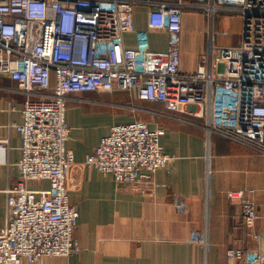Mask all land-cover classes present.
Masks as SVG:
<instances>
[{"label": "built area", "instance_id": "built-area-1", "mask_svg": "<svg viewBox=\"0 0 264 264\" xmlns=\"http://www.w3.org/2000/svg\"><path fill=\"white\" fill-rule=\"evenodd\" d=\"M139 0H0V72L28 94L18 162L21 179L6 190V225L0 231V264L36 263L81 251L75 237L79 212L70 202L69 180L76 158L67 148V99L86 91H136L141 100L162 102L169 111L203 118L218 133L264 154V0H199L211 16L228 9L241 14L237 46L215 47L196 72L181 70L184 4L148 0L150 29L169 32L168 48L155 50L149 30L136 31L137 45L124 41V17ZM163 128L140 119L112 125L85 165L114 175L120 184L144 185L167 167ZM7 141H0L5 147ZM49 181L30 188V181ZM245 225L259 218L244 189L228 191ZM205 243L204 237L196 235ZM238 264H264V255L230 249Z\"/></svg>", "mask_w": 264, "mask_h": 264}, {"label": "crops", "instance_id": "crops-1", "mask_svg": "<svg viewBox=\"0 0 264 264\" xmlns=\"http://www.w3.org/2000/svg\"><path fill=\"white\" fill-rule=\"evenodd\" d=\"M151 1L182 2L192 10L182 23L184 73L196 72L212 45L241 43L243 18L236 11L222 9L211 16L199 0ZM151 8L148 0H139L131 16L124 17L126 46L135 47L136 31L148 29L153 49L168 48L169 32L148 27ZM196 9L207 15L193 14ZM233 15L241 20L228 31L222 25ZM28 97L9 73L0 72V141H7L0 147V231L6 225V190L21 179L22 137L16 125L23 122ZM193 109L169 111L162 102L141 100L136 91L121 89L70 95L66 145L76 164L69 193L79 212L75 237L81 251L21 264H237L228 257L229 248L264 255V154L218 133L208 135L203 118L188 112ZM136 119L165 130L161 143L173 156L167 167L158 169L149 183L136 186L120 184L113 174L85 165L112 125ZM28 186L48 187L49 181H30ZM234 189H244L257 203L254 229L245 225L240 204L229 199L228 191ZM196 235L205 243L196 241Z\"/></svg>", "mask_w": 264, "mask_h": 264}, {"label": "rangeland", "instance_id": "rangeland-1", "mask_svg": "<svg viewBox=\"0 0 264 264\" xmlns=\"http://www.w3.org/2000/svg\"><path fill=\"white\" fill-rule=\"evenodd\" d=\"M184 2V1H183ZM190 3V2H189ZM188 10H190V11H192L190 8H187V7H184V13H183V17H185L186 15H189L191 12H189ZM201 13H204V14H206L207 15V13L204 11V10H198V9H196L195 10V12H193V14H198V15H200L201 16ZM239 20H241V17L239 16V15H233L231 18H229L227 21H225L224 23H223V25H222V27H224V29H226V30H232V26H234V25H238L239 24ZM230 39H231V37H229ZM143 111L145 110V111H148V108L147 109H142ZM140 120H143V119H140ZM143 121H145V120H143ZM146 122V121H145ZM147 123V122H146ZM105 124V121H103V120H101L100 121V125H104ZM148 124V123H147ZM148 126H149V124H148ZM102 126H100V128H101ZM255 205L257 206V203L255 202ZM257 210H258V206H257ZM258 214H259V212H258ZM258 221V220H257ZM257 221H256V223H257ZM251 229V228H250ZM196 237V236H195ZM195 237H194V239H195ZM196 240V239H195ZM197 241V240H196ZM200 242V241H199ZM230 249H236V250H241V251H244V252H246L245 250H243V249H238V248H229L228 249V251L230 250ZM227 251V252H228ZM238 264V263H237Z\"/></svg>", "mask_w": 264, "mask_h": 264}]
</instances>
